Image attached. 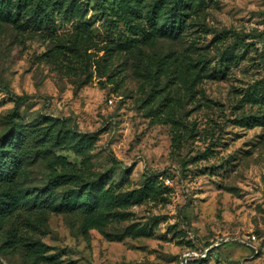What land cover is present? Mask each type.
Listing matches in <instances>:
<instances>
[{"label": "rangeland", "instance_id": "obj_1", "mask_svg": "<svg viewBox=\"0 0 264 264\" xmlns=\"http://www.w3.org/2000/svg\"><path fill=\"white\" fill-rule=\"evenodd\" d=\"M77 1L87 27L53 38L0 21V136L49 122L83 181L156 189L115 217L0 219V264H264V0H193L177 37L145 35L115 0ZM29 167L20 188L43 189L45 164Z\"/></svg>", "mask_w": 264, "mask_h": 264}, {"label": "trees", "instance_id": "obj_2", "mask_svg": "<svg viewBox=\"0 0 264 264\" xmlns=\"http://www.w3.org/2000/svg\"><path fill=\"white\" fill-rule=\"evenodd\" d=\"M136 19H145L148 29L140 28L150 37L168 35L177 37L185 28L193 0H115ZM142 6L146 13L142 14ZM88 10L77 0H0V21L13 24L26 33L54 37L59 23H81ZM84 27L86 24H83ZM225 67V71H224ZM229 64L225 62L214 73H225ZM26 99L17 98V105ZM162 101L154 117L159 124L171 122L173 109L166 104V96L156 93L152 102ZM256 125H264V116ZM253 121V120H252ZM24 126L14 121L0 136V219L11 220L24 213L43 215L48 210L87 215L99 218L107 211L115 217L120 209L141 204L152 198L156 183L150 178L144 185L132 191L118 192L107 186L105 178L83 181L77 167L65 157L55 154L67 135H55L54 125L49 122ZM174 145L181 136L174 134ZM85 141V140H83ZM91 142L90 139L85 141ZM43 162L48 177L43 189L27 191L20 188L21 179L33 164ZM14 235V239H18Z\"/></svg>", "mask_w": 264, "mask_h": 264}]
</instances>
